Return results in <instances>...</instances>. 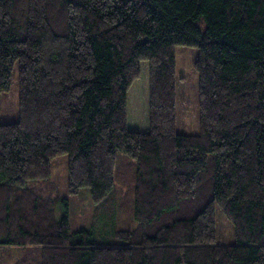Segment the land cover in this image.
Listing matches in <instances>:
<instances>
[{"label": "trees", "instance_id": "obj_1", "mask_svg": "<svg viewBox=\"0 0 264 264\" xmlns=\"http://www.w3.org/2000/svg\"><path fill=\"white\" fill-rule=\"evenodd\" d=\"M177 46L199 50V135L177 131ZM143 63L150 128L133 132ZM16 64L0 264L14 248L13 264H264V0H0V96ZM119 154L133 160L137 227L72 232L68 200L42 191L52 161L68 156L69 193L88 188L98 206L117 192ZM218 207L232 244L219 242Z\"/></svg>", "mask_w": 264, "mask_h": 264}, {"label": "rangeland", "instance_id": "obj_2", "mask_svg": "<svg viewBox=\"0 0 264 264\" xmlns=\"http://www.w3.org/2000/svg\"><path fill=\"white\" fill-rule=\"evenodd\" d=\"M199 50L195 47L177 46L178 75V119L177 131L184 135L200 134V80L194 68ZM20 75L19 64L15 65L10 90L0 96V124H13L19 121ZM150 67L142 64V76L129 92L128 128L133 132H146L150 128ZM68 156H61L52 161L50 185H41L42 191L50 198L60 196L69 202V219L72 232L88 229L99 239L111 237L115 231L133 230L137 223L133 218L134 168L133 160L123 154L118 155L117 192L102 205H95L88 188L79 194L71 195L68 189ZM40 189V188H39ZM41 191V189H40ZM64 214V208H57V216ZM217 231L219 242L229 245L234 242V228L218 207ZM13 264L22 254L21 249L14 248Z\"/></svg>", "mask_w": 264, "mask_h": 264}]
</instances>
